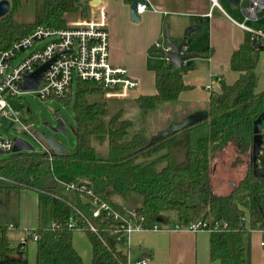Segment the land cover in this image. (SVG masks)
<instances>
[{
    "label": "trees",
    "instance_id": "obj_1",
    "mask_svg": "<svg viewBox=\"0 0 264 264\" xmlns=\"http://www.w3.org/2000/svg\"><path fill=\"white\" fill-rule=\"evenodd\" d=\"M9 1L10 11L0 17V54L38 25L64 27L67 13L85 16L88 9L87 0H35L34 19L20 22L15 15L24 0ZM186 39L189 37L183 36L176 42ZM256 44L247 31L230 59L232 69L241 74L231 84L218 81L221 91L212 90L206 117L155 139L143 130L128 137L133 121L124 117V110L110 114L111 98L105 96L104 88L78 80L75 92L61 97L73 102L76 112L73 152H52L51 159L36 151L0 154V188L38 191L37 226L23 241L12 246L8 226L0 225V264H28L26 245L34 235L37 264H84L69 226L71 220H80L81 213L99 228V232L84 230L92 245V264H131L120 247L126 240L124 232L114 221L91 216L94 197L127 214L129 209L114 199L126 190L142 198L134 209L143 228L169 222L172 211L185 222L224 221L226 227L211 231L210 258L222 264H251V233L258 229L264 232V181L254 174L255 164L264 174V144L257 159L253 158L255 120L264 113V90L255 91L256 66L264 44L259 48ZM151 49L163 55L162 50ZM190 67L189 59L179 68L163 60L153 65L156 92L136 97V103L150 110L158 102L177 100L188 88L183 77ZM98 92L102 98L91 100ZM17 112L23 119H35L27 105ZM203 123L209 124L210 133L194 143L193 131ZM101 135L108 139V157L99 156L93 144V138ZM160 152L166 162L162 167H158V159L145 164L137 161ZM60 177L86 187L68 195ZM13 253L22 258L13 257Z\"/></svg>",
    "mask_w": 264,
    "mask_h": 264
},
{
    "label": "crops",
    "instance_id": "obj_2",
    "mask_svg": "<svg viewBox=\"0 0 264 264\" xmlns=\"http://www.w3.org/2000/svg\"><path fill=\"white\" fill-rule=\"evenodd\" d=\"M104 2L108 12L109 59L113 64L125 66L140 82L138 88L132 91L128 98L135 99L140 95H151L156 92L155 71L152 66L162 60V55L152 51L154 43L157 41L168 43L167 30L176 41L185 36L188 26H200V29L189 36L190 48L193 50L190 52L197 55L189 59L191 67L183 77L188 88L180 93L177 100L172 101L176 106L171 110L172 115H175L172 117L174 119H171L173 123L171 126L183 124L189 118L199 120L206 117L212 96V90L208 86L212 84L215 88L220 80L231 84L238 79L241 73L232 69L230 59L247 33L240 23L264 26V10L258 12L256 21H247L245 20L247 3L236 5L229 0L223 2L218 0L216 4L212 0H151L152 7L141 13L138 21L131 17V2L126 0ZM194 34L197 35L195 36L197 46L192 41ZM262 90L264 50L260 52L256 66L255 85L256 92ZM15 191L20 197L18 207L15 209L17 219L9 221L7 226L10 241L16 236L18 245L37 226L38 191L33 188ZM178 221L180 220L177 214L175 217L170 214L169 222L162 224L159 229H137L131 232L128 240L120 246L127 253L130 263L140 264L145 260L146 264H222L220 260L210 258V231L176 229ZM10 228H19L21 232L12 236ZM262 242L264 232L259 229L252 231L251 264H264ZM73 244L84 264H92V245L87 233L83 230L73 232ZM26 248L28 264H37L36 240L30 238ZM12 256L22 258L20 254L13 253Z\"/></svg>",
    "mask_w": 264,
    "mask_h": 264
},
{
    "label": "built area",
    "instance_id": "obj_3",
    "mask_svg": "<svg viewBox=\"0 0 264 264\" xmlns=\"http://www.w3.org/2000/svg\"><path fill=\"white\" fill-rule=\"evenodd\" d=\"M218 3V0H212ZM247 2L245 20L256 21L259 11L264 10V0H239ZM87 14L67 23L64 27H48L38 25L31 34L15 41L12 46L0 54V118L3 117L14 122L20 121V115L14 108L11 99L27 91L36 92L41 99L61 98L73 90L74 80L92 82L105 90L107 98H128L131 92L138 88V78L132 76L123 65L113 64L110 59V36L107 28L108 12L104 0H87ZM152 7L151 0H141L137 4V13L140 15ZM211 13L209 12V15ZM240 26L252 34V39L264 44V27H254L240 23ZM153 47L162 50V60L171 64V58L165 53L172 50L169 43L155 42ZM190 41L186 39L180 50L181 54L188 53ZM28 53L18 60L22 52ZM184 59L182 63H187ZM43 73L38 88L24 90L21 83L26 76L35 72L37 67L50 62ZM211 90L214 86H208ZM32 123L23 124L24 130L30 133ZM37 138L40 137L35 134ZM264 144V137H263ZM14 137L0 134V154L13 153ZM53 150L47 145L45 154L52 158ZM59 182L72 191L85 188L84 183L74 180ZM81 213V212H80ZM91 216L93 218H107L116 223L118 230L124 232L128 240L131 232L145 229L137 219V211L129 209L127 214L115 210L108 202L100 201L97 197L92 200ZM80 220H71L69 226L72 231L90 229L99 232V228L85 214L81 213ZM161 225L154 224L150 229H159ZM227 226L224 221H209L194 219L189 222L178 221L176 229L191 231L208 230L217 231ZM34 235L33 239H36ZM24 240V239H23ZM22 240V241H23ZM125 240V241H126ZM264 244V242H262ZM143 260L140 264H146Z\"/></svg>",
    "mask_w": 264,
    "mask_h": 264
},
{
    "label": "rangeland",
    "instance_id": "obj_4",
    "mask_svg": "<svg viewBox=\"0 0 264 264\" xmlns=\"http://www.w3.org/2000/svg\"><path fill=\"white\" fill-rule=\"evenodd\" d=\"M223 2V0H219ZM246 4L247 2H243ZM35 12V0H24L21 8L16 13L15 18L20 22H28L34 19ZM79 13L70 12L66 14L67 23H70L79 18ZM197 33V32H196ZM197 36L194 34L192 36V41L195 46H197ZM166 41H164L165 44ZM26 52H22L17 60L26 55ZM77 87V80H74L73 90L75 92ZM102 95L100 92L93 94L90 99L98 100L101 99ZM11 102L18 111V109H22V106H29L32 112L35 114V119L29 120L21 118L20 121L14 122L6 119L0 118V134L4 137L6 136H25L27 132L23 128V124L32 123L30 133L26 136L27 139L35 146V151L38 153H45L47 150V144L43 142L40 138H37L35 134L38 131H43L45 133L50 132L49 128L44 125L45 122H49L51 125H56V114L61 113L63 117L66 119L68 124H65L66 134L59 133L57 138L58 140L65 146L68 152H73L76 146V112L73 105V102L65 101L61 98H47L41 99L36 92L27 91L24 94L12 98ZM174 102H158L157 105L150 110H144L136 103L133 98H111L109 101L110 114H113L119 109L124 110V117L131 119L133 121V126L129 131L128 137H131L135 132L139 130H143L147 135L152 138H158L165 135L168 130L171 129L172 120L175 115H172V109L175 107ZM198 119V118H197ZM210 133V126L207 123H203L198 126L192 134V139L194 143H197L199 138L206 137ZM93 144L97 149V153L101 157H108L109 155V147H108V139L105 135L95 136L93 138ZM14 153V152H13ZM10 153H6L8 155ZM152 159H158L159 165L158 167H162L166 162L162 159V152L153 155L152 157H141L137 161L138 163L145 164ZM60 179L68 181L69 178L60 177ZM63 186V185H62ZM63 191L67 192L68 195L73 193L72 190L66 189L63 186ZM19 195L14 189H11L9 192L6 188H0V223L2 225L9 224V221H14V218L17 219L15 209L18 207L19 203ZM8 199V200H7ZM115 201L122 203L123 205L134 208L138 206L142 198L129 190L124 191L122 194H118L114 197ZM170 214L175 217V212H170ZM11 217V218H10ZM9 232L11 235H16V233L21 232L19 228H10ZM12 241V246H17L14 236Z\"/></svg>",
    "mask_w": 264,
    "mask_h": 264
},
{
    "label": "water",
    "instance_id": "obj_5",
    "mask_svg": "<svg viewBox=\"0 0 264 264\" xmlns=\"http://www.w3.org/2000/svg\"><path fill=\"white\" fill-rule=\"evenodd\" d=\"M141 0H132L131 2V17L133 20L138 21L139 15L137 13V4ZM231 3L238 5L239 0H229ZM11 8V4L9 0H0V17L6 15ZM200 29L199 25H190L186 28L185 30V36L189 37L191 34ZM166 39L167 42L171 44L172 50L165 52L170 58H171V65L175 68H179L182 65V61L184 59H190L197 54L195 52H188L181 54L180 50L183 46V43L185 40H182L181 42H176L171 38V35L169 31L167 30L166 33ZM261 44L257 43L256 47L259 48ZM52 61L41 65L37 67L36 71L27 75L25 81L21 83V87L24 90H30V89H36L39 87L41 80L43 78V73L45 70L48 68ZM215 90L220 92V88L216 85ZM56 125H51L49 122H45L44 125L47 126L50 130V132L45 133L43 131H38L37 135L43 140L44 143H46L56 154L63 155L67 154L68 151L65 148V146L58 140L57 136L59 133H64L66 134V128L65 124H68L66 119L63 117L61 113H57L56 115ZM197 121L195 118H189L187 119L183 124L177 125V126H172L169 131L180 128L182 126L188 125L190 123H193ZM167 132V133H168ZM254 143H253V158L254 160L257 159L261 146L263 144V137H264V113L263 115L259 116L255 120V126H254ZM28 133H25V136H15L14 137V147L13 150L14 152H20V151H35V146L27 139ZM254 174L261 178L264 181V174L260 171L258 168V165H254ZM111 221V220H109Z\"/></svg>",
    "mask_w": 264,
    "mask_h": 264
}]
</instances>
